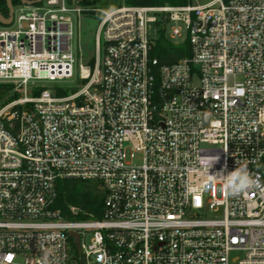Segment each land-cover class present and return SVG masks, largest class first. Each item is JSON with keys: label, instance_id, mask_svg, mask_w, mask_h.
I'll return each instance as SVG.
<instances>
[{"label": "built area", "instance_id": "built-area-1", "mask_svg": "<svg viewBox=\"0 0 264 264\" xmlns=\"http://www.w3.org/2000/svg\"><path fill=\"white\" fill-rule=\"evenodd\" d=\"M81 12L29 0L0 26V83L19 94L0 108V264H264V0L106 11L82 87L60 95ZM179 22L191 53L160 64L147 25ZM236 162L261 187L230 195L215 175ZM66 178L99 183L101 218L56 206Z\"/></svg>", "mask_w": 264, "mask_h": 264}, {"label": "trees", "instance_id": "trees-1", "mask_svg": "<svg viewBox=\"0 0 264 264\" xmlns=\"http://www.w3.org/2000/svg\"><path fill=\"white\" fill-rule=\"evenodd\" d=\"M14 7L20 5L22 0H11ZM129 5H184L191 3V0H127ZM69 4V3H68ZM0 14L9 17V7L7 0H0ZM0 25L3 23L0 21ZM191 53L189 41L182 43H175L165 36L164 31H160L159 37L150 52L151 58H157L160 64H169L177 61L180 58L189 56ZM93 64V63H92ZM78 86L60 87L57 93L66 95L76 91ZM13 89V85L7 83H0V101L4 94ZM18 93H14L8 98V101L14 100L18 97ZM93 181L82 179H62L57 184L58 198L56 206L61 207L63 211L67 212V205H75L93 213L96 217L101 218L104 211V196L101 190L97 188L99 183L94 186ZM75 257L79 258V252L74 249ZM78 263L80 261L78 260Z\"/></svg>", "mask_w": 264, "mask_h": 264}, {"label": "rangeland", "instance_id": "rangeland-1", "mask_svg": "<svg viewBox=\"0 0 264 264\" xmlns=\"http://www.w3.org/2000/svg\"><path fill=\"white\" fill-rule=\"evenodd\" d=\"M211 0H191V3L193 4H203L206 2H209ZM69 5L71 7H80L82 12L80 17L77 19V24L79 25V28L77 32V38L75 40V50L77 54V61L75 63V74L73 76V79L63 84L64 87L68 86H78V88L82 87V84L80 82H77L79 79L77 77L79 65L81 63H90L92 64L95 59V33L97 30V26L102 18V15L106 11H110L113 9H116L121 6H130L127 3V0H67ZM173 25H176L180 27L181 34L177 37H172L171 35V27ZM1 26V25H0ZM148 27V33L150 38H158L160 34V26L157 23H149L147 25ZM187 28L186 26L179 22V23H171L169 26H167L165 31V36L175 43H182L187 40ZM42 84H45L46 86H50V83L42 82ZM14 89H11L7 91L2 100L0 101V108L5 106L11 101H8V98L14 94ZM32 91L29 90L28 95H32ZM94 186L97 185V182H94ZM97 188L102 191V188L100 185H97ZM90 236V235H89ZM74 249L78 248L76 246H72L71 249V256L73 257V261L76 260ZM79 252V251H78Z\"/></svg>", "mask_w": 264, "mask_h": 264}, {"label": "clouds", "instance_id": "clouds-1", "mask_svg": "<svg viewBox=\"0 0 264 264\" xmlns=\"http://www.w3.org/2000/svg\"><path fill=\"white\" fill-rule=\"evenodd\" d=\"M218 157H199L201 166L210 170L213 165L218 162ZM238 167L235 170L224 175L223 172L217 173L215 176L224 181V188L230 195L239 194L249 188L261 187L259 177L253 178L248 172L247 165L245 163L236 162ZM42 264H48L47 257L42 261Z\"/></svg>", "mask_w": 264, "mask_h": 264}, {"label": "water", "instance_id": "water-1", "mask_svg": "<svg viewBox=\"0 0 264 264\" xmlns=\"http://www.w3.org/2000/svg\"><path fill=\"white\" fill-rule=\"evenodd\" d=\"M28 2H29V0H22V3H28ZM7 4L9 7V18L5 19V17L2 14H0V21L3 24L10 25L12 23L13 17H14V6H13L11 0H7ZM70 234H71V236L76 238V246H77V248H79V235L74 231H71Z\"/></svg>", "mask_w": 264, "mask_h": 264}]
</instances>
